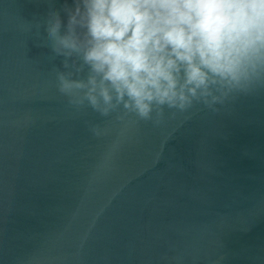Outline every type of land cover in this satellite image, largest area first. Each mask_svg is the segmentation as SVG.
I'll list each match as a JSON object with an SVG mask.
<instances>
[{"label":"water","instance_id":"obj_1","mask_svg":"<svg viewBox=\"0 0 264 264\" xmlns=\"http://www.w3.org/2000/svg\"><path fill=\"white\" fill-rule=\"evenodd\" d=\"M65 3L0 0V264H264V92L159 126L76 113L35 27Z\"/></svg>","mask_w":264,"mask_h":264},{"label":"clouds","instance_id":"obj_2","mask_svg":"<svg viewBox=\"0 0 264 264\" xmlns=\"http://www.w3.org/2000/svg\"><path fill=\"white\" fill-rule=\"evenodd\" d=\"M62 11L66 23L52 9L35 25L37 46L63 58L55 88L76 113L159 126L264 92V0H73Z\"/></svg>","mask_w":264,"mask_h":264}]
</instances>
